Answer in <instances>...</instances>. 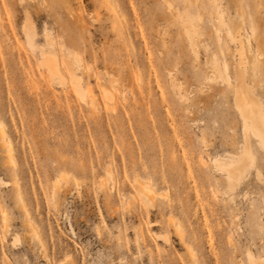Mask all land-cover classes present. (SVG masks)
<instances>
[{
	"label": "rangeland",
	"instance_id": "1",
	"mask_svg": "<svg viewBox=\"0 0 264 264\" xmlns=\"http://www.w3.org/2000/svg\"><path fill=\"white\" fill-rule=\"evenodd\" d=\"M236 66L264 109V0H0V264L264 261Z\"/></svg>",
	"mask_w": 264,
	"mask_h": 264
},
{
	"label": "bare ground",
	"instance_id": "2",
	"mask_svg": "<svg viewBox=\"0 0 264 264\" xmlns=\"http://www.w3.org/2000/svg\"><path fill=\"white\" fill-rule=\"evenodd\" d=\"M115 14V13H113ZM117 17V16H116ZM194 35V34H193ZM191 36V35H190ZM238 36V35H237ZM236 36V37H237ZM235 37V38H236ZM237 40V41H236ZM235 41L238 43V40L239 39H236ZM234 41V43H235ZM238 45V44H237ZM237 47V46H236ZM243 48V47H242ZM237 49V48H236ZM235 50V49H234ZM235 52V51H234ZM243 53V52H242ZM45 56V57H44ZM43 59H44V62L45 64L49 67V70L52 72V73H56L58 74L60 71V66L58 65V59L56 57H53V56H46L44 55ZM246 56V55H244ZM79 58V56H78ZM234 58V56H233ZM42 59V60H43ZM80 60V59H79ZM243 60V59H242ZM245 61V60H243ZM64 62H66L69 66V63H68V60H65ZM65 63V64H66ZM78 63V62H77ZM238 63V62H237ZM44 64V63H43ZM66 64V65H67ZM71 64V63H70ZM245 65V64H244ZM79 66V64H78ZM76 66V67H78ZM89 66V65H88ZM212 66V65H211ZM67 67V66H66ZM235 67V66H234ZM242 67V66H241ZM240 66H236L235 70H234V83H230L228 81V78L226 79L227 81V85H226V93H229L231 94L232 98H233V105H234V108L236 109L237 113L239 114L241 120H242V124H243V134L245 136V141L247 140V137L249 135H252L254 137V139L256 141H259V147H261L264 151V145H262L261 143V137L264 136V109L261 107H257L258 111H256V107H253L250 105V102L249 101V98H248V91L246 90V88L244 87L243 85V81H242V76L241 74L239 73V69L241 68ZM73 68V67H72ZM239 68V69H238ZM76 69V68H75ZM74 69V71H76ZM245 69V68H244ZM72 70V69H71ZM80 70V69H79ZM241 70V69H240ZM73 71V72H74ZM213 71V70H212ZM215 71V70H214ZM67 72H68V68H67ZM72 72V73H73ZM83 72V70H82ZM81 72V73H82ZM217 72V71H216ZM242 72V71H241ZM69 74H71V72H69ZM77 74V73H76ZM84 74V73H83ZM233 74V73H232ZM54 75V74H52ZM60 75V73H59ZM215 75V74H214ZM247 75V74H246ZM58 77V75L56 76ZM63 77V76H62ZM68 77V76H67ZM218 77V76H217ZM245 77V75H244ZM71 78L72 79H75L77 81V84H76V90L79 92V93H82V85L80 84L81 83V79L80 77L78 76V78L76 77L75 73L73 75H71ZM69 79V77H68ZM64 81V80H63ZM83 84V83H82ZM246 84V83H244ZM91 86V85H90ZM225 90V89H224ZM105 92V91H103ZM90 93H91V90H90ZM88 94V93H87ZM105 94V93H104ZM251 94V93H250ZM225 97L227 95H224ZM82 97V96H81ZM84 97V96H83ZM108 97V96H106ZM228 97V96H227ZM226 97V98H227ZM110 98V96H109ZM84 99V98H82ZM252 103H254L252 101ZM255 104V103H254ZM253 104V105H254ZM261 106V105H259ZM3 134V130L1 128V132ZM3 136V135H2ZM245 144V143H244ZM258 144V142H257ZM244 149V147H243ZM246 149V148H245ZM250 150V149H249ZM243 151L241 152V154H243ZM6 153L8 154L9 156V160L10 162H13L14 163V160H13V156H12V150H11V147H10V143H8L6 145ZM240 154V155H241ZM253 158L251 156V154L249 153V151L245 150L244 154L242 157L239 158V160L237 162H234V160L231 162V163H228V165L226 163H222V162H214L217 167H219L220 169L224 170L226 172V176L228 177L227 179L230 180L231 177H234V178H240V176L242 175V172H243V169L246 165L248 164H251ZM236 161V160H235ZM214 167V166H213ZM223 173V172H222ZM225 179V180H227ZM136 184H137V188H138V192L141 196L142 199L145 200V202L149 205L152 204V201H153V191L151 189V187L147 184H144L143 182L139 181V180H136L135 181ZM232 183V182H231ZM16 204L18 205H21L22 204V199H21V195L19 194L18 190H17V193H16ZM24 207V206H23ZM33 231V234L34 236H36L37 238V233L35 232V230L31 229ZM32 234V233H31ZM33 236V235H32ZM33 236V237H34ZM182 237V236H181ZM39 240V239H38ZM37 240V241H38ZM40 241V240H39ZM39 243V242H38ZM44 248V247H43ZM250 255V254H249ZM252 255V254H251ZM249 257V256H248ZM254 257V256H253ZM250 258V257H249ZM258 259V258H257ZM260 261V258L258 259ZM257 260V262H259ZM256 260H253V263L254 264H257V262H255ZM260 264H264V261L261 260Z\"/></svg>",
	"mask_w": 264,
	"mask_h": 264
},
{
	"label": "snow or ice",
	"instance_id": "3",
	"mask_svg": "<svg viewBox=\"0 0 264 264\" xmlns=\"http://www.w3.org/2000/svg\"><path fill=\"white\" fill-rule=\"evenodd\" d=\"M260 139H261L262 145H264V136H262Z\"/></svg>",
	"mask_w": 264,
	"mask_h": 264
}]
</instances>
